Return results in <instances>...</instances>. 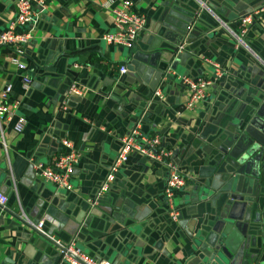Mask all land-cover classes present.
Listing matches in <instances>:
<instances>
[{
    "label": "crops",
    "instance_id": "0c3cea01",
    "mask_svg": "<svg viewBox=\"0 0 264 264\" xmlns=\"http://www.w3.org/2000/svg\"><path fill=\"white\" fill-rule=\"evenodd\" d=\"M102 1L46 2L17 57L30 80L26 91L21 89L24 74L8 62L9 49L0 48V90L10 86V99L18 102L17 115L24 121L19 133L13 132L14 119L0 125L5 144V150L0 146V193L7 198L0 213V264H64L52 242L22 219L32 224L44 220L43 230L54 239L73 241L89 256L112 264H202L215 241L211 226L219 208L214 202L233 187L251 190L252 179L231 172L228 154L238 122L257 119L264 111V0H128L146 20L134 50L154 46L150 53H169L192 34L183 46L182 63L166 72L172 81L162 78L153 90L148 89L151 73L145 83L119 73L130 50L103 42L112 25ZM110 1L116 7L120 0ZM250 13L256 14L242 46L229 31H236L239 14ZM14 14V0H0V33ZM207 63L218 65L223 77L200 104L186 110V92L175 79L205 76L212 69ZM71 85L79 97L68 94ZM157 89L162 101L152 98ZM134 124L144 136H157L185 174L186 184L173 199L179 211L175 222L163 204L164 170L139 157L123 164L97 205L88 203L117 153V138ZM62 140L79 155L71 192L54 188L32 170L61 151ZM259 173L255 182L264 187V168ZM203 189L208 196L201 195ZM262 191L256 187L258 196ZM263 200L260 196L253 203L259 243ZM254 249L232 255V264H264V251L257 260L250 258Z\"/></svg>",
    "mask_w": 264,
    "mask_h": 264
},
{
    "label": "built area",
    "instance_id": "2783aa9c",
    "mask_svg": "<svg viewBox=\"0 0 264 264\" xmlns=\"http://www.w3.org/2000/svg\"><path fill=\"white\" fill-rule=\"evenodd\" d=\"M47 1L14 0V17L6 25V29L0 33V48L9 49L10 56L8 62L23 74L25 67L18 61L17 57L21 56L22 48L31 40L32 28L44 11ZM82 1L89 2L90 0ZM100 6L109 12L112 25V31L102 37L103 42L114 47L130 50L135 44L139 33L145 28L146 20L144 15L135 12L131 2L128 0H120L116 7H112L110 0H103ZM254 14H245L240 17L237 21L236 31H229L231 37L239 45L243 46L242 38L247 33ZM184 45L182 43L177 47L176 50L178 53L183 50ZM207 64L211 65L212 69L205 76H200L195 79L188 77H176L175 79L183 86L186 92V100L182 106L186 110L192 109L200 104L205 99L208 90L223 77L222 70L218 65L214 63ZM118 70L120 74H125L126 72L124 67H119ZM29 85L30 80L24 74L21 78V89L26 91ZM10 94L11 88L8 85L0 90V125H8L14 119L13 132L19 133L24 121L17 115L19 104L17 101L10 99ZM68 94L79 97L80 91L71 85ZM152 98H155L157 101L163 100L159 89L152 94ZM60 110L65 111L66 106L62 104ZM117 143V153L103 181L98 185L95 195L88 200L90 206L94 207L98 204L123 164L131 157H139L150 165L160 167L164 170L165 179L162 189L163 204L168 219L171 222H175L179 217V211L174 206L173 199L175 194L186 184V177L173 163L172 151L168 148L160 147V141L157 136H144L138 124H134L127 133L119 136ZM60 145L61 151L53 154L46 165L36 163L33 165L32 170L43 181L48 182L54 188L71 192V174L78 162L79 155L65 140H62ZM0 146L5 150V144L1 135ZM6 203L7 198L0 193V213L5 210ZM22 220L37 235L52 242L54 247L57 248L61 262L64 264H112L106 259L89 256L79 247H76L73 241L63 244L59 240L54 239L43 230L44 220H40L35 224L24 219Z\"/></svg>",
    "mask_w": 264,
    "mask_h": 264
},
{
    "label": "water",
    "instance_id": "95a60500",
    "mask_svg": "<svg viewBox=\"0 0 264 264\" xmlns=\"http://www.w3.org/2000/svg\"><path fill=\"white\" fill-rule=\"evenodd\" d=\"M202 7L207 11L213 9L211 5H202ZM243 15L239 14L238 16L242 17ZM216 18L219 25L225 24L218 17ZM231 18L235 17L231 16ZM190 34L188 35L190 36ZM189 36L184 40L185 45L189 43ZM134 49L132 47L128 52L125 71L130 78L135 81L139 79L144 83L147 81L148 74L151 73L153 77L148 84L149 90H153L162 78L167 82L172 81V75L166 72L175 71L176 65L181 64L186 57V51L182 50L183 52L178 53L177 47L169 48V53H150L151 50L156 49L154 46L143 52ZM157 61L160 63L158 64ZM256 117L258 120V117L264 119V111L258 112ZM257 119L248 117L245 122H238V125L235 126L236 141L228 154L231 161L229 164L231 172L239 177L247 176L246 178L249 180L252 179L251 190L250 192L240 191L233 187L225 191L221 202H214V208H219L218 211L214 210L215 215L212 218L213 225L211 226V231L215 233V241L206 249L207 254L204 255L205 260L202 264H232V255L235 253L244 255L246 251L249 252V247L256 248L249 253V256L251 259L257 260L259 253L264 251V234L260 243L259 239H255V236L260 233H256L258 229L256 224L259 223V219L256 209H254L256 205L253 204L260 202V196L262 199L264 198V187L257 186V182H255L260 174L259 169L264 168V122ZM233 138L230 136L228 140ZM260 163L262 165L259 166ZM256 187L260 191L263 190V195L258 196ZM201 193L203 196H208L209 190L203 189Z\"/></svg>",
    "mask_w": 264,
    "mask_h": 264
}]
</instances>
